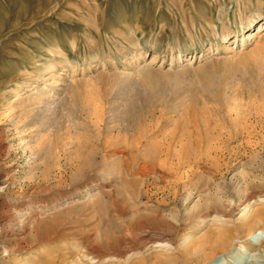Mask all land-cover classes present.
Listing matches in <instances>:
<instances>
[{"label":"rangeland","instance_id":"374dc122","mask_svg":"<svg viewBox=\"0 0 264 264\" xmlns=\"http://www.w3.org/2000/svg\"><path fill=\"white\" fill-rule=\"evenodd\" d=\"M258 211L264 0H0V264H193L219 227L264 264Z\"/></svg>","mask_w":264,"mask_h":264},{"label":"bare ground","instance_id":"6f19581e","mask_svg":"<svg viewBox=\"0 0 264 264\" xmlns=\"http://www.w3.org/2000/svg\"><path fill=\"white\" fill-rule=\"evenodd\" d=\"M261 220H264V214L258 211L253 215H249L246 222H248V225L252 229L255 228ZM245 225L246 227L248 226L247 223ZM232 239V230L222 227L215 228V231L212 232L210 236L202 238L196 244L195 249L192 252H188L187 258H190L193 264H235L234 261L236 259L232 254L225 255L231 246ZM239 259L240 257L238 260Z\"/></svg>","mask_w":264,"mask_h":264}]
</instances>
